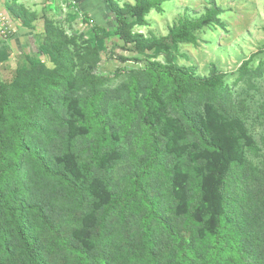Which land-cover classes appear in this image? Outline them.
Here are the masks:
<instances>
[{"label":"trees","instance_id":"1","mask_svg":"<svg viewBox=\"0 0 264 264\" xmlns=\"http://www.w3.org/2000/svg\"><path fill=\"white\" fill-rule=\"evenodd\" d=\"M103 2L114 25L94 26L97 54L116 40L142 52L132 29L154 0ZM194 27L184 24L174 43L194 41ZM44 54L60 67L16 57L0 39V65L15 66L0 85V264H264V132L261 149L243 137L255 165L240 152L221 75L139 61L115 70L128 79L113 101L96 75L69 86L72 56ZM64 92L76 107L62 106ZM203 107L222 124L206 122Z\"/></svg>","mask_w":264,"mask_h":264},{"label":"rangeland","instance_id":"2","mask_svg":"<svg viewBox=\"0 0 264 264\" xmlns=\"http://www.w3.org/2000/svg\"><path fill=\"white\" fill-rule=\"evenodd\" d=\"M113 1L121 8L136 2ZM154 2L157 7L145 17V25L132 29L133 34L143 37L145 47L142 52L116 40L115 45L107 42L104 50L97 54L94 26L110 29L114 25L109 21L112 15L103 0H0V16L4 18L5 26V35H0V39L9 45L16 57L37 54L50 71L60 64L47 58L45 52L61 61V56H72L73 63L69 68L73 76L69 86L75 87L74 82L88 74L96 75L102 81L98 91L113 101L117 100L115 91L128 79V75L115 79V70H138L139 61L171 63L189 69L200 78H210L215 72L224 78L231 93L232 109L240 119L241 127L237 133L240 152L257 165L260 159L247 148L243 137L252 138L261 149L264 132V0ZM190 21L196 25L192 29L194 41L174 43V34ZM244 65H247V74L239 80ZM14 70L13 63L0 65V85L12 81ZM63 98V107L72 109L78 104L74 96L65 92ZM200 113L206 122L213 119L217 125L222 124L219 115L212 114L206 107ZM227 142L232 148L237 145V139L231 135ZM233 153L237 155L239 151ZM50 201L56 213L64 209L62 200L54 198Z\"/></svg>","mask_w":264,"mask_h":264},{"label":"built area","instance_id":"3","mask_svg":"<svg viewBox=\"0 0 264 264\" xmlns=\"http://www.w3.org/2000/svg\"><path fill=\"white\" fill-rule=\"evenodd\" d=\"M3 21H4V18H2L1 16H0V35H5V26H4V24H3ZM4 28V29H3Z\"/></svg>","mask_w":264,"mask_h":264}]
</instances>
